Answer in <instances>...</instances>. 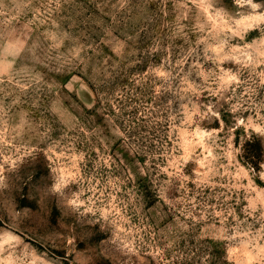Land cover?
Instances as JSON below:
<instances>
[{
    "label": "rangeland",
    "instance_id": "obj_1",
    "mask_svg": "<svg viewBox=\"0 0 264 264\" xmlns=\"http://www.w3.org/2000/svg\"><path fill=\"white\" fill-rule=\"evenodd\" d=\"M0 264H264V0H0Z\"/></svg>",
    "mask_w": 264,
    "mask_h": 264
}]
</instances>
